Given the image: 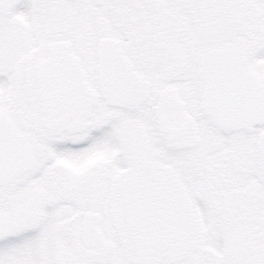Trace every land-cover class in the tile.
Wrapping results in <instances>:
<instances>
[{
  "label": "snow or ice",
  "instance_id": "obj_1",
  "mask_svg": "<svg viewBox=\"0 0 264 264\" xmlns=\"http://www.w3.org/2000/svg\"><path fill=\"white\" fill-rule=\"evenodd\" d=\"M0 264H264V0H0Z\"/></svg>",
  "mask_w": 264,
  "mask_h": 264
}]
</instances>
